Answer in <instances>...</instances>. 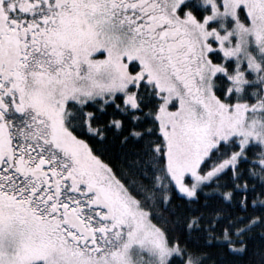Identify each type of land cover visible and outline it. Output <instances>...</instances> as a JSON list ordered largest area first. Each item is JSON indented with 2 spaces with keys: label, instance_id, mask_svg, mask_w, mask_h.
<instances>
[{
  "label": "snow or ice",
  "instance_id": "1",
  "mask_svg": "<svg viewBox=\"0 0 264 264\" xmlns=\"http://www.w3.org/2000/svg\"><path fill=\"white\" fill-rule=\"evenodd\" d=\"M0 264H264V0H0Z\"/></svg>",
  "mask_w": 264,
  "mask_h": 264
}]
</instances>
